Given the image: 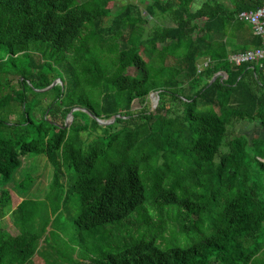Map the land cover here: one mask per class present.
Listing matches in <instances>:
<instances>
[{"label":"trees","instance_id":"1","mask_svg":"<svg viewBox=\"0 0 264 264\" xmlns=\"http://www.w3.org/2000/svg\"><path fill=\"white\" fill-rule=\"evenodd\" d=\"M111 1L0 0V255L9 216L43 264H264V139L224 143L264 127V58L228 61L264 0ZM27 155L41 199L29 172L5 188Z\"/></svg>","mask_w":264,"mask_h":264},{"label":"rangeland","instance_id":"2","mask_svg":"<svg viewBox=\"0 0 264 264\" xmlns=\"http://www.w3.org/2000/svg\"><path fill=\"white\" fill-rule=\"evenodd\" d=\"M143 1L144 3H142ZM152 0H112V8L115 9L119 8L120 6L126 4V3H133L138 6L141 14L143 16H146L145 10H144V5L150 3ZM198 1V0H197ZM204 0H199L198 2H201ZM226 4H228V0H223ZM199 4V3H198ZM196 6V5H195ZM153 22V23H152ZM171 25V23L168 20H162L160 18H156L153 21H150L147 24V27L150 28L153 25ZM130 75L135 74L134 69L129 70ZM158 102L156 103L157 106ZM145 105L149 107V110L151 108V103L149 98L146 99ZM142 105H140L137 101H134L132 104V109L137 110L140 109ZM237 134H244L248 138H251L253 135H257L259 137L264 138V127L261 128L258 126L256 123H232L228 126V135L227 138L224 139V143H226L231 136H235ZM222 145L220 151H225L226 150V144ZM36 158V159H34ZM29 172L31 173L35 179V186L34 188L35 191L33 193L34 197L29 195V197L36 199L38 197L39 199L42 198V194L45 191L44 189L46 188V184L49 182V178L47 179V176H49V167L46 165V161L44 157H35L34 155H27L22 159V169H19L18 172H16L13 175V179L11 183H8V185L5 186L7 189H12L13 191L15 190V184H17L21 178L26 175V173ZM38 189V191H37ZM13 199L16 202H19L20 199L16 198L13 195ZM4 223H5V230L8 232L10 235L9 239H6L3 241L2 247H1V255H0V264H43V262L37 257L36 253L31 250V239L28 238H16L17 233L14 229H12V226L10 224V217L6 216L4 218ZM68 224V230L69 233L71 234L73 231L70 229V223L67 222ZM42 243H40L41 245Z\"/></svg>","mask_w":264,"mask_h":264},{"label":"built area","instance_id":"3","mask_svg":"<svg viewBox=\"0 0 264 264\" xmlns=\"http://www.w3.org/2000/svg\"><path fill=\"white\" fill-rule=\"evenodd\" d=\"M237 18L241 21H246L251 26L253 34L262 39V47L244 53L230 55L228 61L235 65H239L241 63L262 60L264 58V3L255 11H244L239 13ZM208 62L209 60H206L199 65L198 71L201 66H206Z\"/></svg>","mask_w":264,"mask_h":264},{"label":"water","instance_id":"4","mask_svg":"<svg viewBox=\"0 0 264 264\" xmlns=\"http://www.w3.org/2000/svg\"><path fill=\"white\" fill-rule=\"evenodd\" d=\"M217 77H220V81L222 82V81L225 79V78H224V77H225L224 72H218V73H216V74L212 77V79L209 81V84H211V83H212ZM56 84H61V81H60L59 79H56V80H54V81L52 82V84H51L50 86H48L47 88H45V89H41V90H37V91H38V92H44V91L50 89L51 87L55 86ZM152 97H153V99H154L155 101L152 99ZM148 98H149L150 103H151V108H150L149 112H152V111L156 108V103L158 102V91H157V92H151V93H149ZM75 110H79V108H74V109H72V110L67 114L66 119H65V124H64V127H65V128H68V127L70 126V124H71V122H72V112L75 111ZM81 110L84 111L83 109H81ZM113 121H114V118L111 119V120H108V121H101V120H98V119H97V122H98L99 124H101V125H108V124H111Z\"/></svg>","mask_w":264,"mask_h":264},{"label":"crops","instance_id":"5","mask_svg":"<svg viewBox=\"0 0 264 264\" xmlns=\"http://www.w3.org/2000/svg\"><path fill=\"white\" fill-rule=\"evenodd\" d=\"M199 1V0H198ZM197 0H194L193 1V8H195V9H197L201 4H202V2L203 1H201V2H198ZM199 3V4H198ZM196 5V6H195ZM226 77V76H225ZM263 138V137H262ZM264 139V138H263Z\"/></svg>","mask_w":264,"mask_h":264},{"label":"bare ground","instance_id":"6","mask_svg":"<svg viewBox=\"0 0 264 264\" xmlns=\"http://www.w3.org/2000/svg\"><path fill=\"white\" fill-rule=\"evenodd\" d=\"M152 99H153V97H152ZM154 100V99H153ZM155 101V100H154Z\"/></svg>","mask_w":264,"mask_h":264}]
</instances>
